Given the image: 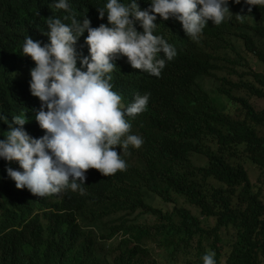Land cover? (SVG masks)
I'll list each match as a JSON object with an SVG mask.
<instances>
[{
    "label": "trees",
    "instance_id": "1",
    "mask_svg": "<svg viewBox=\"0 0 264 264\" xmlns=\"http://www.w3.org/2000/svg\"><path fill=\"white\" fill-rule=\"evenodd\" d=\"M47 1L0 0V14L37 23ZM227 7L233 16L216 34L203 32L187 57L166 67L159 93L171 105L139 149L121 154L126 171L91 177L83 196L67 194L64 214L44 215L18 241L14 264H203L207 251L216 264H264V108L248 101L264 99V6ZM223 34L232 39L217 53ZM22 37L0 40V48L13 51ZM241 67L252 81L219 75ZM119 203L125 218L109 225L103 216ZM118 230L127 237L111 241Z\"/></svg>",
    "mask_w": 264,
    "mask_h": 264
},
{
    "label": "clouds",
    "instance_id": "2",
    "mask_svg": "<svg viewBox=\"0 0 264 264\" xmlns=\"http://www.w3.org/2000/svg\"><path fill=\"white\" fill-rule=\"evenodd\" d=\"M228 2L48 0L37 23L0 14V40L23 35L13 51L0 48V264H14L18 241L44 215L65 213L67 194L83 196L91 177L126 171L121 154L139 149L171 105L159 93L166 67L203 32L217 33L233 16ZM244 2L249 13L264 6ZM231 39L223 34L217 53ZM125 213L119 203L103 220L119 226ZM202 260L216 264L215 252Z\"/></svg>",
    "mask_w": 264,
    "mask_h": 264
},
{
    "label": "rangeland",
    "instance_id": "3",
    "mask_svg": "<svg viewBox=\"0 0 264 264\" xmlns=\"http://www.w3.org/2000/svg\"><path fill=\"white\" fill-rule=\"evenodd\" d=\"M241 50H240V53L241 55H243L247 61L249 62L250 66L253 68V69H258L257 65H256V61L254 59V57H252V55H250V53H246L242 47H240ZM237 69V72H233L232 70H224L222 73H220L219 75H222L228 79H230L231 81L233 82H236V81H242V80H248V81H252V78L250 76V72L247 73V69L245 68H236ZM244 71L245 74H242L241 72ZM241 91L240 89L238 90H234L233 91V94L234 95H240L241 94ZM249 103L256 109V110H260L262 108H264V99H257L255 97H250L249 98ZM251 181H254V179H251Z\"/></svg>",
    "mask_w": 264,
    "mask_h": 264
}]
</instances>
